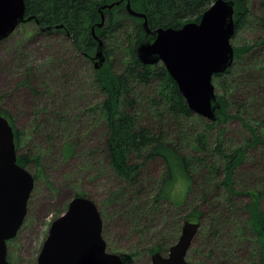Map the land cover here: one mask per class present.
<instances>
[{
	"label": "trees",
	"instance_id": "1",
	"mask_svg": "<svg viewBox=\"0 0 264 264\" xmlns=\"http://www.w3.org/2000/svg\"><path fill=\"white\" fill-rule=\"evenodd\" d=\"M215 1L25 0L26 17H34V20L23 24H34L39 31L47 34L64 35L80 56L93 63L98 47L96 37L103 42L106 62L102 68L94 71V86L102 98H99L91 111L108 127L105 154L120 187L142 191L147 185V177H154L147 174L149 164L159 162L165 172L160 179L155 180L157 188L150 195L153 196L152 203L158 205L167 201L180 205L192 195L195 186L194 168L202 167L218 173L217 179H206L200 184L203 189L202 198L196 193L192 199L193 209L183 218V225L188 221L201 223L188 256L192 252L197 257L216 258V264H230L227 252L234 248L232 244L239 243L241 250L235 252L244 264H264V212L260 206L262 194L252 191L255 194L254 200L245 206L248 215L247 219L242 220V214L236 213L234 197L243 192L236 190L233 179L235 167L248 158V150L264 144V123L255 116V110L250 105L246 104L245 108L240 94L235 91L237 82L224 87L223 95L218 97L220 109L216 113L215 122L195 117L178 85L162 64L144 66L139 62L137 48L146 36L145 19L132 16L127 8L130 5L133 12L145 15L148 26L153 31L161 28L180 29L188 23H199ZM228 1H235L236 4V32L232 40L240 30L250 25V18L264 32V0H254V9L251 0ZM112 4L115 5L112 9L104 8ZM103 19L104 25L99 28ZM114 42L118 45L120 56L124 54V61H119V66L113 59ZM260 50L264 51V38L252 45L234 47L232 66L224 74L216 75L213 83L232 75L236 63L245 55ZM251 99L262 105L261 112L264 113V89L256 92ZM0 115L6 117L14 129L18 164L29 171L28 166L35 167L34 171L37 173L32 175L36 185L41 172L40 160L38 156L20 153L19 147L25 133L14 126L10 113L2 107L1 98ZM194 118L198 123L196 127L191 123ZM240 119H243L242 126L249 138L244 149L233 151L225 146L224 137L229 125ZM180 128L183 130L180 131ZM72 145L73 142H68L64 148L66 158L73 155ZM184 147H191L195 157L185 155ZM179 184H182L185 193L175 198L174 193L178 191L176 187ZM218 191L225 192L229 199L214 205V199L221 195ZM80 196L92 199L98 206L96 199L90 195L77 194L75 197ZM116 196L117 192L113 198ZM130 214L136 216L137 219L134 220L138 221L149 215L147 206L142 207L138 201L130 208ZM229 221H234L235 225H231L235 227L234 234L231 235L224 225ZM247 237L253 239L251 247L245 242ZM13 241L7 245L8 259L9 244ZM177 241L167 247L164 244L157 245L149 250V254L151 257L156 253L166 255ZM107 250L119 254L109 250L108 246ZM119 255L123 263L127 264L130 256Z\"/></svg>",
	"mask_w": 264,
	"mask_h": 264
},
{
	"label": "rangeland",
	"instance_id": "2",
	"mask_svg": "<svg viewBox=\"0 0 264 264\" xmlns=\"http://www.w3.org/2000/svg\"><path fill=\"white\" fill-rule=\"evenodd\" d=\"M250 3L254 9L256 2L251 0ZM249 21L250 25L232 40L234 47L252 45L264 38L263 30L252 18ZM112 48L113 59L119 66V61H124V54L120 56L117 43L114 42ZM96 62L80 56L64 35L41 32L31 23L21 25L8 39L0 42L2 107L10 113L14 126L25 133L20 153L38 156L41 163L24 225L17 239L9 244V259L13 264L37 263L51 224L67 211L77 194L96 199L109 250L130 256L127 264H152L149 250L160 244L167 247L178 240L183 218L194 207L192 199L196 193L202 198L200 184L219 177L214 170L194 168L192 195L180 205L167 201L158 205L152 203L153 196L150 195L157 188V179L165 172L159 162L149 164L147 174L154 177H147V185L142 191L120 187L105 154L108 127L91 111L102 98L94 86ZM236 82L235 91L240 94L245 108L246 104L250 105L255 116L264 123L262 105L251 99L264 89V51L245 55L236 63L232 75L215 80L217 98L223 95L224 87ZM241 120L233 121L225 133L224 144L233 151L244 149L248 142L249 135ZM191 123L198 126L196 118ZM68 142L74 143L71 158L64 154ZM183 153L195 157L191 147H184ZM28 167L36 175L35 167ZM233 175L236 190L243 192L234 197L235 210L242 214L241 219H247L245 206L254 200L252 191L262 194L260 206L264 212V144L249 149L248 158L235 167ZM176 188L175 198L185 193L182 184ZM116 192L117 196L113 198ZM228 199L222 191L214 199V205ZM135 201L148 208L149 215L140 221L130 214ZM224 225L228 227L229 235L234 234V221ZM252 240L246 238L249 247ZM232 245L234 248L227 252L230 264H244L236 254L241 250L240 244ZM188 260L193 264L217 263L216 258L197 257L192 252Z\"/></svg>",
	"mask_w": 264,
	"mask_h": 264
},
{
	"label": "water",
	"instance_id": "3",
	"mask_svg": "<svg viewBox=\"0 0 264 264\" xmlns=\"http://www.w3.org/2000/svg\"><path fill=\"white\" fill-rule=\"evenodd\" d=\"M127 8L132 16L145 19L146 36L137 48L139 62L144 66L162 64L189 109L215 122L220 105L213 79L227 72L234 62L235 1L216 0L199 23L154 31L145 15L133 12L130 5ZM32 20L34 17H26L25 0H0V42ZM103 25L104 19L99 28ZM96 40L98 47L93 60H97L94 67L98 70L104 66L106 56L103 42L98 37ZM34 188V176L18 164L14 129L0 115V264H13L8 259L7 245L16 239L24 225ZM200 228V222H186L177 243L166 255L153 254L152 264H190L187 256ZM36 264L124 263L119 254L107 250L98 206L92 199L80 196L73 198L67 211L51 224Z\"/></svg>",
	"mask_w": 264,
	"mask_h": 264
},
{
	"label": "flooded vegetation",
	"instance_id": "4",
	"mask_svg": "<svg viewBox=\"0 0 264 264\" xmlns=\"http://www.w3.org/2000/svg\"><path fill=\"white\" fill-rule=\"evenodd\" d=\"M18 236V235H17ZM17 238V237H16ZM15 240V239H14Z\"/></svg>",
	"mask_w": 264,
	"mask_h": 264
}]
</instances>
